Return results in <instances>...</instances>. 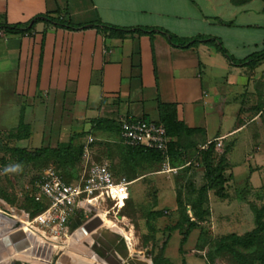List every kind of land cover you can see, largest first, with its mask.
Segmentation results:
<instances>
[{"label": "rangeland", "instance_id": "obj_1", "mask_svg": "<svg viewBox=\"0 0 264 264\" xmlns=\"http://www.w3.org/2000/svg\"><path fill=\"white\" fill-rule=\"evenodd\" d=\"M193 1L195 9H182L178 14L198 18L203 11L235 21L234 26L214 28L230 54L243 58L261 48L254 44L264 39V0L239 4L231 0ZM242 40L249 43L244 45ZM254 83L259 98L246 90L237 120L233 112L238 106L229 107L227 124L233 132L228 138L218 137L214 120L210 140L204 131L183 134L177 140L181 149L175 159L133 158L119 133V120L101 107L93 112L78 106L73 97L39 96L33 102L18 97L22 106L19 119L0 128V209L18 208L33 218L35 211L29 207L32 191L48 167L81 179L93 163H108L118 180L131 182L130 199L121 209L112 204H102L100 209L116 224L115 229L131 238L134 252L149 264H264V231L261 241L249 246L222 241L232 234L245 237L257 229L260 213L264 223V79ZM220 108L218 104L214 111L218 114ZM105 120L107 129L99 124ZM13 130L19 132L11 134ZM70 141L78 157L67 169L55 160L24 164L16 153L18 148L33 151ZM211 142L215 148L209 161L213 166L222 162L227 177L218 188L210 186L205 172V151ZM185 214L197 226L184 243L182 233L188 228ZM180 221H185L183 230L176 228ZM80 260L89 261L76 253L74 259L68 257L61 264ZM58 261L56 257L54 264Z\"/></svg>", "mask_w": 264, "mask_h": 264}, {"label": "crops", "instance_id": "obj_2", "mask_svg": "<svg viewBox=\"0 0 264 264\" xmlns=\"http://www.w3.org/2000/svg\"><path fill=\"white\" fill-rule=\"evenodd\" d=\"M196 6L193 0H0V24L26 25L38 15L49 14L76 25L102 22L158 27L182 37H218L224 44L214 28L234 26L235 21L224 20L233 24H222L203 11L198 18L178 14ZM247 43L242 40V44ZM254 46L261 48L251 53L264 47V39ZM260 78L264 79V61L252 67L235 66L214 45L179 48L160 33L119 34L103 27L67 29L41 21L29 33L0 34V128L19 119L22 106L18 97L30 102L39 96L73 97L82 108L94 112L101 107L120 120L134 117L157 122L159 103L173 104L179 120L189 128L201 129L210 140L216 120L218 137L228 138L233 132L227 124L229 107L238 106L233 112L237 120L245 91L259 98L254 81ZM218 104L217 114L214 106ZM100 208H95L98 217L103 213ZM87 214L82 211L77 215L83 219ZM115 225L97 226L80 239L98 232L95 235L106 242L125 245L135 253L131 238ZM105 228L108 237L103 234ZM70 245L64 253L76 252ZM140 259L148 262L141 255ZM82 264L96 262L89 259Z\"/></svg>", "mask_w": 264, "mask_h": 264}, {"label": "built area", "instance_id": "obj_3", "mask_svg": "<svg viewBox=\"0 0 264 264\" xmlns=\"http://www.w3.org/2000/svg\"><path fill=\"white\" fill-rule=\"evenodd\" d=\"M121 122V136L128 146L154 149L167 155L170 138L164 124L134 117H125ZM36 188L33 197L37 201L47 199L48 207L33 218L24 210L1 208L0 214L20 224L12 227L9 222L0 223V237L27 227L37 242L52 247V262L55 257L61 258L74 239L77 231H71L72 219L84 211L88 213L82 219L84 222L93 216L92 208H100L102 204L123 208L130 197L131 182L118 180L108 163H93L80 180L71 183L50 166Z\"/></svg>", "mask_w": 264, "mask_h": 264}, {"label": "trees", "instance_id": "obj_4", "mask_svg": "<svg viewBox=\"0 0 264 264\" xmlns=\"http://www.w3.org/2000/svg\"><path fill=\"white\" fill-rule=\"evenodd\" d=\"M231 1L234 4H239L242 2H247L249 0H231ZM215 19L217 22L222 23V24H227V25L233 24V22H226L218 17H216ZM41 21H46L54 26L63 27L67 29L85 30V29L103 27L104 29L109 30L110 32L119 33V34L138 33V34L153 35L156 33H160L164 35L172 45L179 47V48H189L199 43L214 45L225 57L228 58L231 64L235 66H239V67L241 66H251L252 67L264 61V47L259 51H256L254 53L247 55L243 59H237L229 53L227 48L222 43L221 39L218 37L198 35V36L189 38V37H182L177 34H174L165 28L146 27V26L126 27V26L105 24L102 22H92V23H87L83 25H76V24H73L72 22L65 20L64 17H61V16L55 17L49 14L38 15L34 17L32 21L26 25L0 24V31L6 32V33H26V32L29 33L35 28L36 24ZM159 112H160V118L157 122L165 125L166 130H167V135L170 138L169 150H168L167 155L162 153L161 151L154 150V149H148V148H144L140 146H135V147L128 146L130 148V154L133 158H137L140 155H146V156L153 157V158L163 159L165 158V156H168L172 159H175L178 157L177 151L181 149V147L178 145L177 140H179L183 134L194 135L197 132H202L201 129L189 128L188 126L185 125L184 122L179 120L176 105L159 103ZM118 120H119V123L117 124V127L121 135L122 122L120 119ZM105 122H107V120L100 121L99 124L102 125L104 128H106ZM114 122H115V119H114ZM22 126L23 125H20L19 128ZM10 132L11 134H16L17 132H19V130L17 131L13 130ZM214 148H215V143L211 142L207 150L205 151V158H206L205 172H206V177L208 181L210 182V186L212 188H218L227 182V177L224 174L225 169H224V165L222 162H220L216 166H213L209 161L210 157L212 156L214 152ZM16 153L19 157L20 162L24 164L55 160L59 163L60 167L64 169H67L69 166L73 165L74 161L78 157V154H77L78 150L73 145L72 141L61 143L57 147L46 146V147L37 148L33 151L27 150L25 148H18L16 149ZM58 171L61 173L64 179L69 183L80 180L78 178L74 179V178L68 177L61 170H58ZM36 185L33 188L32 192H35L37 190ZM129 199L126 201V204L129 201ZM48 205H49V202L47 199H44L42 201H37L32 195L29 207L33 208V210L35 211V214L31 216H36L39 213L43 212L48 207ZM28 213L30 214V212ZM184 218L186 220V224L188 225L187 230L182 233L183 234L182 241L185 243L191 231L197 226V223L195 221H191L190 217H188V215L186 214L184 215ZM257 222H258V228L248 233L245 237H240L238 235L232 234L224 238L222 241L227 242L231 240L234 242V244H242L243 246H249V245L258 243L259 241H261V238H262L261 235H262V232L264 231V223L262 222L261 213L257 216ZM184 223L185 221L178 223L176 225V228L183 230Z\"/></svg>", "mask_w": 264, "mask_h": 264}, {"label": "water", "instance_id": "obj_5", "mask_svg": "<svg viewBox=\"0 0 264 264\" xmlns=\"http://www.w3.org/2000/svg\"><path fill=\"white\" fill-rule=\"evenodd\" d=\"M92 209H93L92 215L94 216L96 209L95 208ZM0 219H7V221L12 225V227H18L20 224L15 219L6 217L3 214H0ZM82 223H83L82 219L79 217V215H77L71 223V231L72 232L75 231L80 225H82ZM20 231H22V228H19L16 231L7 233L0 237V264H10L12 260L23 261L29 264H50L51 262L50 258L39 259L34 255L32 256L20 255V252H18L14 256L10 255V252L6 250V245L4 244L3 241L8 236H12L13 234ZM108 233L109 230L105 228L103 230V234L106 237H108ZM70 244L71 245L69 248L96 261V264H148L146 261L140 259V255L133 252L131 254L125 245L122 246L121 244H117L116 242L113 241L106 242V240H104L99 235H94L92 237L87 238L86 240H81L74 237V239L71 241ZM34 245L38 246L43 244L35 241ZM129 247L131 248V246Z\"/></svg>", "mask_w": 264, "mask_h": 264}, {"label": "bare ground", "instance_id": "obj_6", "mask_svg": "<svg viewBox=\"0 0 264 264\" xmlns=\"http://www.w3.org/2000/svg\"><path fill=\"white\" fill-rule=\"evenodd\" d=\"M90 221H92V222H90ZM2 222L6 223L8 221H7V219H0V223H2ZM87 222H90V223H87ZM112 223L113 222L110 219L107 218L106 213H102L101 216H99V217H98V215H94L93 217L85 220L82 223V225L79 226L77 232L74 234V237L77 238V239H80L81 237L85 236L86 234H89V232L93 231L97 226H100V225L101 226H106V225H110ZM78 232H80V233H78ZM96 233H98V232H96ZM96 233H93L92 235L91 234L87 235L84 240H86L89 237L94 236ZM35 239H36L35 234L26 227V228H23L22 231L17 232L15 234H13L12 236H8L7 238H5V240L3 242L6 245V250H8L10 252L11 256H14L18 252H20V255H25V256L34 255L35 257H37L39 259H43V258L44 259H48V258H50V260H51V258H52V248L49 247V245L47 246L45 244L38 245V246L34 245V242L36 241ZM70 252L64 253L61 256V258H60L58 263L61 264L64 261L66 262V259L68 257H70L71 259H74V256H75L76 253L73 254L74 252L73 253H70ZM88 259H90V258H88ZM79 262H77V264Z\"/></svg>", "mask_w": 264, "mask_h": 264}, {"label": "flooded vegetation", "instance_id": "obj_7", "mask_svg": "<svg viewBox=\"0 0 264 264\" xmlns=\"http://www.w3.org/2000/svg\"><path fill=\"white\" fill-rule=\"evenodd\" d=\"M56 258V257H55ZM55 258L53 259V261L52 262H50V264H54V260H55ZM60 260V259H59ZM86 260H83V261H80L78 264H82V263H84ZM59 262V261H58ZM57 262V263H58ZM96 262V261H95ZM10 264H29V263H26V262H23V261H18V260H12L11 261V263ZM58 264H60V263H58Z\"/></svg>", "mask_w": 264, "mask_h": 264}]
</instances>
